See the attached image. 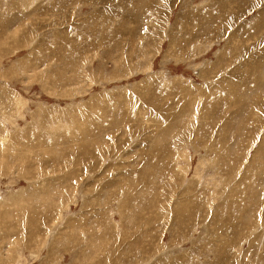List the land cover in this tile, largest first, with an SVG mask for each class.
Wrapping results in <instances>:
<instances>
[{
    "label": "rangeland",
    "instance_id": "374dc122",
    "mask_svg": "<svg viewBox=\"0 0 264 264\" xmlns=\"http://www.w3.org/2000/svg\"><path fill=\"white\" fill-rule=\"evenodd\" d=\"M0 264H264V0H0Z\"/></svg>",
    "mask_w": 264,
    "mask_h": 264
}]
</instances>
